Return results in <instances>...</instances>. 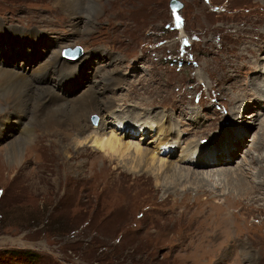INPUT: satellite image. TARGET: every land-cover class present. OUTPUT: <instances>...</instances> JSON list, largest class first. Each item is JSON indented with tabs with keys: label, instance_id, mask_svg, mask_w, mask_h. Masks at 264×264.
Wrapping results in <instances>:
<instances>
[{
	"label": "rangeland",
	"instance_id": "obj_1",
	"mask_svg": "<svg viewBox=\"0 0 264 264\" xmlns=\"http://www.w3.org/2000/svg\"><path fill=\"white\" fill-rule=\"evenodd\" d=\"M59 1L0 0L1 63L78 110L93 84L116 111L103 103L96 125L90 115L86 134L71 146L38 124L20 128L9 119L7 126L4 117L17 115L0 113V264H264V100L256 107L257 97H248L264 77V0H178V14L170 0H98L96 10L94 0H83L75 15ZM77 20L87 32H76ZM75 46L83 55L66 60L60 48ZM58 50L56 70L42 78L38 72ZM110 74L114 92L104 82ZM128 112L179 133L170 140L172 154L159 155L155 166L163 160L207 174L203 184L177 183L92 143L114 134L154 151V129L128 140L121 119L129 120ZM16 134L24 138L19 165L5 148ZM195 144L194 159L208 150L224 155L211 167L182 163ZM240 168L250 185L262 187L224 186L213 173Z\"/></svg>",
	"mask_w": 264,
	"mask_h": 264
},
{
	"label": "bare ground",
	"instance_id": "obj_2",
	"mask_svg": "<svg viewBox=\"0 0 264 264\" xmlns=\"http://www.w3.org/2000/svg\"><path fill=\"white\" fill-rule=\"evenodd\" d=\"M82 1L83 0H61L59 1V3L61 5L63 4V7H66V11L69 14L75 15L76 13H74V10L77 7V5L81 6V8L83 7L81 4ZM99 3L100 2L98 0L92 1L91 3L92 9L96 10L97 6H99ZM88 8L90 9V7ZM81 24H82L81 21L77 20L74 25V29L76 30L78 34L84 32L85 30V28L80 26ZM183 30H185L184 27H183ZM85 32H87V30H85ZM60 50L62 51L63 47H61ZM60 50H58L53 56V58H55L56 60L54 61L51 60L49 62V63L53 62L51 64V67H48L49 64L48 66L41 67L38 73L42 78L49 79L51 77L50 76L51 70L52 69L56 70L57 65L55 61H57V59L59 58L61 54ZM5 57H7V55H5ZM84 59H86V57ZM115 60L116 58H111V63L114 62ZM83 63L84 61H82L78 65H75L77 67L75 66L71 67V69L75 70L77 68L76 70H78L81 68V65ZM66 68L68 67L65 66L64 64L61 65V69H62L61 74L64 75L68 72ZM27 78H28V74L20 72L14 69L13 67H9V65H4L0 61V92L3 93V97L0 99V113H6V112L8 113L11 110L12 112L14 111L15 115H17L16 117H13V116L9 117L8 115L6 116L7 118L4 117L6 121L5 124L7 126L11 125V120L9 119H16V122H18L19 124L18 127L20 128H22L23 124L26 121H28L29 125L38 124L40 127L42 126V128L44 127L45 129H47L46 133H48L50 137L57 138L56 140L58 141V138H59L58 136H60V140H64L65 143L67 141L68 146H71L76 141L81 140L83 136L86 134L87 128L89 127V125L86 124V121H88V118L90 117V115L98 114L102 110L103 103L104 105H106V109H108V111L110 110L109 112L112 113V115H113V112L116 111L114 110V107H113V105L115 104H112L113 98L108 97V99H110L109 103L104 102L103 98L101 97H100L101 100H99L98 97L95 95V93L97 92H96L95 85L93 84H88L86 91L82 92V94L79 96L80 99H83V100L85 99L86 102L83 108L81 110H78L79 108L75 109L67 105L66 100L60 98V96H58L53 91V89H51V87H41V88L36 87L32 85L31 82ZM255 81H259V82L254 83V91L250 93L248 97L250 98L257 97V99L253 101V103L256 104V107H257V102L260 100L261 101H260L259 106L263 105L262 100H264V94L262 93V90H263L262 88L264 86V77L256 78ZM104 82L107 84L106 90L111 91V92H114V87L115 86L117 87L118 85V83H116L117 82L116 79H114V77H112L111 74L105 77ZM241 104L242 103L240 102V106ZM112 107H113V110H112ZM235 107L236 105L232 109H234ZM262 108L264 109V106H262ZM18 113L25 114V120H23L22 116H20ZM263 114H264V110H263ZM125 115L129 116V120L135 119V121L136 122L138 121L139 123L142 121V117H141L142 115L139 113H132V112L129 113L128 112V114H125ZM158 116L159 115H156L153 118H151V121L153 119H155L156 121ZM122 117L121 119L126 120L124 122V127H125L124 131L127 133L126 137L128 138V140H130L131 139L130 137H133L135 133L136 134L142 133L141 138H140L142 140L144 139V136L149 135L153 129L154 131L155 130L157 131L156 134L157 135L159 134V137L157 141L155 142L156 148L154 151L152 150L150 152V150L144 149V147L142 148V146L140 145L141 144L140 142L136 144L132 142H124V139L120 140L114 134H111L110 137H108L107 139L101 138V136L100 137L95 136L96 138L93 140L92 143L101 149L107 150L108 152L118 153L119 155H121V157H126V156L131 157V160H133V162L137 163L138 165H142V164L151 165L153 166V170L154 168H159L158 172H161L164 176L171 177L172 179L177 181V183H180L183 181L192 182L193 180V183L195 182L197 184H203V182L207 179L205 178L207 174L204 176L201 173L191 172L190 169L188 168L187 170L184 167H180V166L176 167L173 164H172L173 166H166V164L163 163V160L160 161L159 166H155L157 160L159 159V155L167 151H169L172 154V151L170 150V148L172 147V144H171L172 142L170 143V140H173L174 142L176 132L172 131V129H170L171 131H168L162 125L156 124L157 126H154L153 125L155 124L154 121L148 122V119H150V117L145 119V121L143 120V122H141L140 125H136V126L128 125L130 124L129 123L130 121L128 120V118L124 116ZM170 125L173 126L172 124ZM131 126H135L136 128H132ZM261 126H262L263 131H261L260 134L264 132V120ZM164 129H166L165 132H164ZM163 134H165L164 139L162 138ZM239 134H238V137L240 139H243L244 138L243 134H240V135ZM178 137H179V133L177 132V138H175L176 141L178 140ZM8 139L9 137H7V140ZM23 139L24 138H22V135L16 134V136L14 135V139L12 141H9L8 146L5 147L8 160L17 165L20 164L21 158H22L21 155H22V149H23V141H24ZM232 142H234V140L231 139V141H229L227 146L229 147L232 146L233 147L232 152H234V148L237 142L236 143H232ZM263 142L264 140L262 139V141L260 142L261 145L259 144L260 146L259 148H262ZM173 145L175 144L173 143ZM237 146L239 145L237 144ZM132 147L134 148L135 152L129 154V151L132 149ZM199 147H200L199 144L198 145L195 144L193 146H187V149L185 151L186 157L182 158L181 162L184 164H188L191 162L188 165H191V166L197 165L196 167H211L207 165V164H210V161L219 163L218 159L223 157V156H220V154L224 155V152L220 150H208L203 153L202 158L200 157L197 158L196 156V158L194 159L193 153L196 152V149H198ZM232 152L229 154L230 157L234 156V153ZM225 153H228V151H226ZM187 161L189 162L187 163ZM151 166H148V167L150 168ZM15 169H18V168H15ZM209 173H212V172H209ZM213 173H215V175H218L219 177H222L221 178L223 179L222 184L224 186L235 185L238 189H241V190L253 191L257 189L258 185L262 187V183H263V182L262 183L260 182L257 186L250 185L246 179L247 173L245 172L244 168H240L237 171L221 170V171H217Z\"/></svg>",
	"mask_w": 264,
	"mask_h": 264
},
{
	"label": "water",
	"instance_id": "obj_3",
	"mask_svg": "<svg viewBox=\"0 0 264 264\" xmlns=\"http://www.w3.org/2000/svg\"><path fill=\"white\" fill-rule=\"evenodd\" d=\"M182 3L178 0H170L169 2V8H170V11L174 14L178 13L181 8H182ZM81 50L79 48H76L75 50L73 51H67L65 52V55L68 56V57H77L78 55H80ZM92 123L95 124L96 123V118L93 117L92 119Z\"/></svg>",
	"mask_w": 264,
	"mask_h": 264
}]
</instances>
